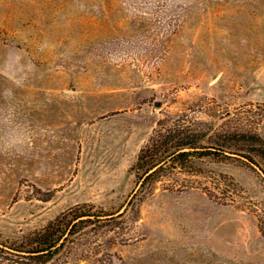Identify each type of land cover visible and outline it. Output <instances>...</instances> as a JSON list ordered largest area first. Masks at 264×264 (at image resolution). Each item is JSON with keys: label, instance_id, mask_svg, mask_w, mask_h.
I'll use <instances>...</instances> for the list:
<instances>
[{"label": "rangeland", "instance_id": "1", "mask_svg": "<svg viewBox=\"0 0 264 264\" xmlns=\"http://www.w3.org/2000/svg\"><path fill=\"white\" fill-rule=\"evenodd\" d=\"M169 128L213 155L139 189V151ZM253 133L264 0H0L3 242L81 207L46 264H264Z\"/></svg>", "mask_w": 264, "mask_h": 264}, {"label": "trees", "instance_id": "2", "mask_svg": "<svg viewBox=\"0 0 264 264\" xmlns=\"http://www.w3.org/2000/svg\"><path fill=\"white\" fill-rule=\"evenodd\" d=\"M247 147L244 159L252 162L256 155L264 160V141L255 133L243 137ZM198 139L193 135H182L169 129H158L139 151L132 171L137 177L138 188L144 187L147 181L156 178L161 172L184 166L189 157L208 156L212 153L207 147L197 146ZM213 155V154H212ZM215 155V154H214ZM263 176L264 172L261 171ZM85 208L76 207L61 214L49 222L42 230L30 233L19 245H12L0 239V264H46L58 255L69 239L75 235L79 223L91 218ZM88 220H82V219ZM260 231L264 233V213L259 218Z\"/></svg>", "mask_w": 264, "mask_h": 264}, {"label": "water", "instance_id": "3", "mask_svg": "<svg viewBox=\"0 0 264 264\" xmlns=\"http://www.w3.org/2000/svg\"><path fill=\"white\" fill-rule=\"evenodd\" d=\"M155 106H160V102H155Z\"/></svg>", "mask_w": 264, "mask_h": 264}]
</instances>
